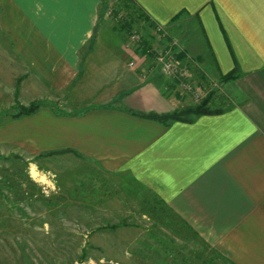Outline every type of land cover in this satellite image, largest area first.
Instances as JSON below:
<instances>
[{"label": "crops", "instance_id": "crops-1", "mask_svg": "<svg viewBox=\"0 0 264 264\" xmlns=\"http://www.w3.org/2000/svg\"><path fill=\"white\" fill-rule=\"evenodd\" d=\"M136 1L160 25L196 18L199 50L186 46L183 62L218 79L238 67L228 99L214 101L224 112L168 125L134 114L180 100L147 55L131 67L119 42L95 38L100 0H0V47L18 48L51 92L89 89L85 107L54 115L52 141L130 170L221 254H264V0Z\"/></svg>", "mask_w": 264, "mask_h": 264}, {"label": "rangeland", "instance_id": "rangeland-1", "mask_svg": "<svg viewBox=\"0 0 264 264\" xmlns=\"http://www.w3.org/2000/svg\"><path fill=\"white\" fill-rule=\"evenodd\" d=\"M100 12L101 29L95 38L119 42L129 66L147 55L142 51L146 41L151 58L145 60H152L163 82L171 81L180 100L177 109L200 103L209 92L216 94L213 101L230 96L228 85L202 61L178 59L172 72L162 70L158 58L173 52L172 45L199 50L196 18L186 16L173 26L155 21V29L144 20L127 18L116 0H108ZM127 19L130 30L122 27ZM39 82L18 48L0 47V264H264V254H213L176 233L166 222L167 211L154 210L160 206L149 188L125 167L111 170L109 160L49 154L63 149L52 141L54 115L85 107L93 98L83 95L89 89L76 95L51 92ZM37 101L38 114L16 116L19 105Z\"/></svg>", "mask_w": 264, "mask_h": 264}, {"label": "trees", "instance_id": "trees-1", "mask_svg": "<svg viewBox=\"0 0 264 264\" xmlns=\"http://www.w3.org/2000/svg\"><path fill=\"white\" fill-rule=\"evenodd\" d=\"M117 3L119 4V7L121 9V11H124L125 15H127V18L129 19H138V20H144L146 22L149 23V25L152 28L157 29L158 28V24L155 22V20H152L151 17L145 12V10L143 9V7H141L136 0H116ZM101 7L103 9V12L105 11V9L108 7V0H101ZM120 11L117 10L115 12V14H119ZM182 13V12H181ZM180 14H178L177 16H175L173 18V20H177L179 18ZM127 20H123V26L124 28H126L127 30H130L132 27V23L131 21ZM142 41V40H141ZM146 41H144L143 43V48L142 51L147 53V55H151L150 50H149V45L145 43ZM179 47H177L176 45H172L171 47H169V49L171 51H173V56L178 60V59H185L187 57V50H179ZM240 71L238 69V67H236L233 71L223 74H220V78H219V82L221 84H227L230 81H234L237 78L240 77ZM215 92H209L208 95L200 102L194 105H187L186 107H183L181 109H176L171 113H166V114H157V113H142V112H134V114L139 115L141 117H145V118H149V119H154V120H158L164 124H170L172 122L175 121H183V122H193L195 121V119L198 116L201 115H205V114H219L224 112L225 110L222 109L220 106L215 105L213 99L215 96ZM41 107V102L37 101V102H32L30 103L28 106H18L19 112L16 115L17 117L20 115L23 116H28V115H33L35 113H37V111L40 109ZM66 153H73L78 157H82L83 155H81L77 150L72 149V148H66L63 150H59V151H54L51 152L49 154L51 155H61V154H66ZM23 167L26 168L27 167V162H25V160H23ZM25 175V178L27 176V181L29 183H31L33 186V181L31 180V178L24 172L23 173ZM35 186V184H34ZM33 186V187H34ZM153 197L156 199V201H154L155 205L158 204L160 207L155 208L154 210H160L162 213H166L165 211H167L166 215H165V219L166 222L169 223V225H173V230L176 231V233L181 234L184 233V235L186 234L187 239L189 240V242L191 240H195L196 242L198 241V243L201 245L202 248L204 249H210V251L213 253H216L218 255H220V252L217 251L216 249L210 247L209 244L206 243L205 240L201 239V237L199 236V234L190 226V224H188L187 222L183 221L178 215H176L174 213V211L168 206L167 202H165V200L158 195L155 192H151ZM168 216V217H167ZM164 220V219H162ZM166 222H163L162 224L168 225L166 224ZM121 224H114L112 225L113 228H118L120 227ZM177 226V227H176ZM195 245V244H194ZM198 247V244H197ZM213 253V254H214ZM199 255H201V252L199 253ZM199 256L198 259L200 260ZM82 264H85L82 262Z\"/></svg>", "mask_w": 264, "mask_h": 264}, {"label": "built area", "instance_id": "built-area-1", "mask_svg": "<svg viewBox=\"0 0 264 264\" xmlns=\"http://www.w3.org/2000/svg\"><path fill=\"white\" fill-rule=\"evenodd\" d=\"M137 39H140L139 37H137ZM161 62L163 61V67L162 70L164 72H172L173 66H176V64H178V60L173 56V53L168 51L166 53H164L163 55L159 56L158 58Z\"/></svg>", "mask_w": 264, "mask_h": 264}, {"label": "bare ground", "instance_id": "bare-ground-1", "mask_svg": "<svg viewBox=\"0 0 264 264\" xmlns=\"http://www.w3.org/2000/svg\"><path fill=\"white\" fill-rule=\"evenodd\" d=\"M35 175H36V173H35Z\"/></svg>", "mask_w": 264, "mask_h": 264}]
</instances>
